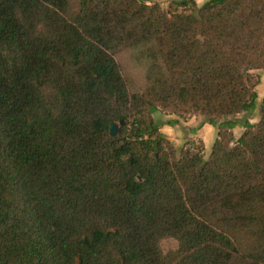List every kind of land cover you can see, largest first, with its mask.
Segmentation results:
<instances>
[{"label": "trees", "instance_id": "trees-1", "mask_svg": "<svg viewBox=\"0 0 264 264\" xmlns=\"http://www.w3.org/2000/svg\"><path fill=\"white\" fill-rule=\"evenodd\" d=\"M175 6L0 0V264H264V0ZM156 112L217 126L209 155Z\"/></svg>", "mask_w": 264, "mask_h": 264}, {"label": "rangeland", "instance_id": "rangeland-1", "mask_svg": "<svg viewBox=\"0 0 264 264\" xmlns=\"http://www.w3.org/2000/svg\"><path fill=\"white\" fill-rule=\"evenodd\" d=\"M157 1H159L162 4V7L164 9H167V10L173 9L174 10V8H176L175 1H178V0H157ZM133 53L134 52H132V51L123 52L119 55L118 59H119L120 63L122 64L123 70H124L125 74L127 75V77L129 78L132 87L134 89H139L145 83V67L134 58ZM255 72L257 74H259L261 79H262V75L264 74V70H260V72H258V71H255ZM260 83H261V80H260ZM260 83H259V85H260ZM262 85H263V87H262ZM260 89L264 90V82H263V84L261 83ZM256 90H257V87H256ZM257 92H258V90H257ZM260 96L263 97V94H260ZM261 97L259 98L260 99L259 101H261V99H262ZM256 111L257 110H254L252 113H246L245 112V113L240 114V116H236V117H238L237 119H240L239 121H245V120L249 119L252 123H255L259 119L258 114L256 117ZM169 115H174V114H168V113H164V112H156L154 114V118L156 119V121L163 122V125L161 127H163L164 130L168 129L169 125H174V123L173 124L168 123L169 119H171V118H169ZM197 116H198V118H196L195 115H187V116L181 117V118H193V119H195L196 120L195 123L197 124L195 126V128H197L196 130H198L199 128H202L204 125H211L210 132L208 130L204 129L207 137H210L212 134H213V137L215 136V134L217 135V131H218L217 126L210 124L208 122H202L204 120V117H202V116L200 117L199 115H197ZM200 124H201V126H200ZM195 128H193V129H195ZM240 129L241 130H239V132L237 130L236 131L237 133H234V136L236 139L239 138L240 135L245 130L244 126L240 127ZM196 130H194V133L196 132ZM192 135H194V134H192ZM190 137H192V136H184V137L180 138L181 140L178 141L177 146L179 148L184 147L185 145L187 146L190 143V140H189ZM201 143H202V141H201ZM197 146L202 148L204 156L207 157L209 155V151L206 150L207 148L204 146V144H203V146H201L200 144L197 143ZM177 247H178V241L175 238H165L162 241V248L165 252H167L169 250L177 249Z\"/></svg>", "mask_w": 264, "mask_h": 264}, {"label": "crops", "instance_id": "crops-1", "mask_svg": "<svg viewBox=\"0 0 264 264\" xmlns=\"http://www.w3.org/2000/svg\"><path fill=\"white\" fill-rule=\"evenodd\" d=\"M206 0H196V2L201 5L203 2H205ZM260 70H264V69H260ZM260 70H256L258 72H260ZM264 75V74H263ZM262 75V79H261V83L263 84L264 82V76ZM261 83L260 85L258 84L257 86V90H258V100H260L259 98L261 97L260 94H263L264 97V90L260 89L261 88ZM263 87V85H262ZM261 97V98H263ZM257 112L256 111V117H257ZM245 113V112H244ZM242 114V113H240ZM240 114H238L237 116H240ZM196 118H198L197 115H195ZM201 117V116H200ZM169 118L172 119H177V122L174 123V125H169L168 129H163V127H161V130L166 133L168 135V137L173 140L176 144L178 143V141H180L182 137L184 136H192L190 137V143L189 144H193V143H200L202 141V143L204 144V146L207 148V151H210L212 148V145L217 137V135L215 134V136L213 137V134L210 137H207L205 130H208L210 132L211 130V125H204L202 128H199L198 130H196L197 128H195V126L197 125L195 122L196 120L193 118H181V117H177L175 115H169ZM238 118V117H237ZM240 120V119H238ZM240 127H242L241 125H237L235 128H233V133H237L236 131L241 130ZM195 128V129H193ZM194 130H196V132L194 133ZM194 134V135H192Z\"/></svg>", "mask_w": 264, "mask_h": 264}, {"label": "water", "instance_id": "water-1", "mask_svg": "<svg viewBox=\"0 0 264 264\" xmlns=\"http://www.w3.org/2000/svg\"><path fill=\"white\" fill-rule=\"evenodd\" d=\"M124 123V120H120L119 122L117 123H114L111 128H110V135L112 137H116L119 133V130H120V126L123 125ZM138 178L140 179V176H138Z\"/></svg>", "mask_w": 264, "mask_h": 264}, {"label": "built area", "instance_id": "built-area-1", "mask_svg": "<svg viewBox=\"0 0 264 264\" xmlns=\"http://www.w3.org/2000/svg\"><path fill=\"white\" fill-rule=\"evenodd\" d=\"M189 145H191V146H196L197 143H193V144L191 143V144H188V146H189Z\"/></svg>", "mask_w": 264, "mask_h": 264}]
</instances>
